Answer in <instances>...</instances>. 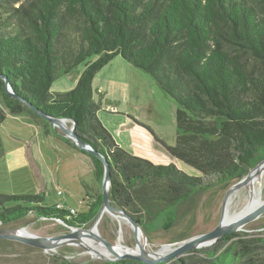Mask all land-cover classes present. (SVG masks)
<instances>
[{"label":"trees","instance_id":"trees-1","mask_svg":"<svg viewBox=\"0 0 264 264\" xmlns=\"http://www.w3.org/2000/svg\"><path fill=\"white\" fill-rule=\"evenodd\" d=\"M8 1L19 0H0V75L44 114L74 121L75 133L108 162L110 202L141 227L147 202L164 205L147 209L150 222L171 221L180 203L242 178L264 159V0H23L18 10ZM115 56L149 74L174 99L175 141L162 144L198 175L128 153L103 126L91 84ZM79 64L84 68L75 86L52 93V83ZM0 92V124L7 113L27 114L58 137L47 120L4 92L1 79ZM88 155L101 176L102 163ZM45 200V192L0 193V225L32 215L79 227L97 216L102 196L75 214ZM262 234L240 251L233 243L218 253L237 235L226 234L169 264H234L244 256L245 264H264Z\"/></svg>","mask_w":264,"mask_h":264},{"label":"rangeland","instance_id":"rangeland-1","mask_svg":"<svg viewBox=\"0 0 264 264\" xmlns=\"http://www.w3.org/2000/svg\"><path fill=\"white\" fill-rule=\"evenodd\" d=\"M22 2L23 0L8 1L7 3L10 8L18 10ZM92 60L94 58L89 59V61ZM115 60L118 62L121 60L124 65L126 64V67L128 66L126 69L125 66L117 64L119 72L126 70L127 86L124 85V82L116 81V79L121 80L119 78L121 76L116 77L113 74L110 77L115 80L110 81L105 77H96L91 85L93 87L92 99L100 104L97 117L100 118L103 126L110 132L115 142L128 153L146 158L154 164L172 163L188 175H198L199 173L195 169L172 157L162 144L172 145L175 141L177 104L174 99L166 94L146 72L130 65L120 56ZM82 67L84 64H79L69 73L58 77L52 83L50 91L52 93L68 91L72 87L76 73ZM0 104L3 106L1 92ZM8 115L10 118L13 117L12 114L8 113ZM131 117L138 119L139 124L137 125ZM9 120L8 122H10ZM8 122H5L0 129V142L5 150L10 149L8 147L10 142L5 136L11 131L5 127L9 124ZM69 124L67 122L68 126ZM39 133L38 139H35V134L33 135L32 151L36 155L45 188L42 180L40 181L37 176L32 174L31 166H23L7 173L8 170L2 165L3 161H0V193L45 192V204L52 206L59 203L63 209L72 208L75 212L87 211L98 197L102 196V175H97L94 161L87 152L83 153L78 148L71 147L67 142H64L60 138L63 136L59 133L56 132L58 137L47 135L42 129H39ZM59 141L71 148L74 153L67 151ZM14 165L12 162L11 166ZM238 180L234 179L226 184L215 185L195 193L174 209L171 221L158 219L150 222L149 216L146 214L147 209L149 212L156 211L164 205L160 202H147L146 208L141 210L144 216L142 220L145 223L142 227L140 226L147 239L145 249L147 247V251L153 252L164 244L174 245L192 236L212 230L219 223L221 202L226 190ZM39 183L40 185H38ZM261 184L262 198L264 199V177ZM57 191L61 193L57 194ZM246 199L245 196L244 203ZM236 203L237 200L232 201L231 209L235 207ZM94 219L79 228H89ZM0 228L15 230L25 228L31 234L46 237L61 236L69 231L62 221L44 217L36 218L32 215L6 225H0ZM119 228L117 220L108 214H104L97 224L99 235L112 243L116 241ZM263 231L264 212L255 220L245 224L241 230L232 232L237 235L223 245L218 253L229 245L232 246L233 243H235L234 247L237 251H240L244 244L253 245L263 236ZM122 235L123 245L130 249L136 247L135 237L127 223L122 226ZM87 252L79 244L74 245L73 243L61 245L54 251H44L19 241L0 238V264H56L60 261H68L73 264H115L118 262H109L92 256L93 252H88L89 254ZM189 254L191 251L183 257ZM258 255V252L251 253L249 257L256 258ZM247 258L245 256L238 258L234 264H245ZM173 261L177 260L171 259L166 264Z\"/></svg>","mask_w":264,"mask_h":264},{"label":"water","instance_id":"water-1","mask_svg":"<svg viewBox=\"0 0 264 264\" xmlns=\"http://www.w3.org/2000/svg\"><path fill=\"white\" fill-rule=\"evenodd\" d=\"M0 79L3 82L4 92L8 96L18 100L19 102L24 104L26 107H28L33 113L47 120L52 126V128L58 129L56 131L57 133H59L61 136L69 140L72 144L76 146V148H78L81 151H85L87 153L93 154L96 158H98V160H100V162L102 163V167H103L102 182H101V194H102L101 207H100V210L97 216L94 219V222L89 228L80 229L79 227L68 226L64 223L69 229V231L61 236H56V237L55 236H49V237L37 236L34 234L23 235V234H19L17 230L15 229L0 228V238L19 241L21 243L40 248L44 251H54L57 247L61 245L77 243L81 247L86 249L88 252L92 253L94 252V249L91 246L87 245V243L82 242L80 240L79 233L92 234L90 231L91 227L96 226L98 224L103 213H111V214H114V215H117V216H120L126 219V221L131 226L133 235L136 236L137 233L141 230L140 225L123 208L115 206L109 200L110 170H109L108 162L99 152L94 150L91 147V145L83 141L75 133L74 121L67 119V118L52 117V116L44 114L43 112L38 110L36 107L32 106L27 101L17 96L13 92L5 76L0 75ZM67 122L70 123L69 126L67 125ZM263 161L264 159L258 162L253 168H251L248 171V173L244 177L240 178L237 182L233 183L226 190L223 196L222 202H221V216H220L219 223L212 230L202 233V234L192 236L175 245L165 244V245L173 246V247L160 256L158 255L150 256L143 248L140 249V252L138 254L120 253L114 249V246H113L114 244L112 242L106 241L99 234H94L93 237L97 240V242H99L105 248H107L109 251L115 254V258L113 259L107 258L105 260L112 262V261H120L124 259H129V260H133L135 262L141 263V264H166L171 259L180 260V258H182L183 255L189 253L190 251L194 249H199V248L210 246L228 233L241 230L245 224L255 220L261 213L264 212V200L251 211L247 212L241 217H238L232 221H229L228 223L222 222L225 205H226L227 199L229 198V195L234 190L238 189L243 184H245L249 178V174L257 167L259 163ZM78 229H80L79 231L81 232H78ZM143 240L144 242L147 241L144 233H143ZM91 255L94 256L93 253ZM99 258L103 259L101 256H99Z\"/></svg>","mask_w":264,"mask_h":264},{"label":"bare ground","instance_id":"bare-ground-1","mask_svg":"<svg viewBox=\"0 0 264 264\" xmlns=\"http://www.w3.org/2000/svg\"><path fill=\"white\" fill-rule=\"evenodd\" d=\"M264 177V161L259 163L257 167L249 174V178L246 181L245 184H243L238 189L234 190L227 199L225 209L223 212L222 222L228 223L229 221H232L238 217L243 216L247 212L251 211L255 207H257L264 199L262 198V178ZM246 196V201L244 203V197ZM233 200H237V203L233 209H231V203ZM234 204V202H233ZM108 214L111 217L115 218L117 222L120 225V228L118 229L116 241L113 243L114 249L117 250L120 253H133L138 254L140 252V249L143 248L150 256H160L166 251L170 250L173 246L163 245L159 249L149 252L147 251V247L145 249V246L147 245V241L144 242L143 240V233L142 230H140L135 237L136 240V247L135 248H127V246L123 245V235H122V226L127 223L126 219L111 214V213H103ZM102 215V216H103ZM102 218V217H101ZM130 226V225H129ZM131 228V226H130ZM82 229V228H80ZM80 229H78V232ZM77 230V229H75ZM132 230V229H131ZM91 233L92 234H84L79 233V238L82 242L87 243V245L91 246L94 249L93 255L94 256H101L103 259H113L115 258V254L111 251H109L107 248H105L102 244L97 242V240L93 237L94 234H99L97 232V225L91 227ZM17 232L19 234L23 235H30L31 233L26 230L25 228L18 229ZM74 245H77V243H73ZM175 245V244H174ZM88 253V252H87ZM89 254V253H88Z\"/></svg>","mask_w":264,"mask_h":264},{"label":"crops","instance_id":"crops-1","mask_svg":"<svg viewBox=\"0 0 264 264\" xmlns=\"http://www.w3.org/2000/svg\"><path fill=\"white\" fill-rule=\"evenodd\" d=\"M115 58H118V56H115L113 59H111L105 66H103L94 75L92 84L95 81L96 77H105V78H108V80L110 81L115 80L114 78L110 77V75L113 74L116 77L121 76L119 77L121 80L116 79V81L124 82V85L127 86V83H126L127 79L125 78L126 70L121 71V72L117 70V64L123 65V67L126 64L124 65L121 60L120 62H118V60H115ZM127 67L125 66L126 69ZM83 68L84 67H82V69L76 73V76L73 79L74 81L72 83V87L70 89H72L75 86L77 79L80 73L82 72ZM115 69L116 71H114ZM53 92H56V91H53ZM92 95H93V87H92ZM127 115L130 116V114H127ZM8 116L9 115L7 113L4 121L0 124V129H1L2 125L5 122H8V120L10 119L9 120L10 122H8L9 124L5 125L6 128L8 127L11 130L8 135H5L6 138L10 142L8 146L10 149L5 150V148L3 147L4 148L3 155L0 157V161H3L2 162L3 167H5L6 170H8L7 173H10L23 166H31L32 174L37 176V178L40 179V181L42 180L43 186L45 188L44 178L41 176L40 169L37 165L36 155L34 151H32V143L34 141L33 135L35 134V139H38L40 135L39 129H42V127L39 124H37L34 120H32L27 114H19L15 116L12 115L13 116L12 118ZM131 118L137 125L139 124L140 121L138 119H136L135 117H131ZM60 144L63 145V147H65L67 151L72 152L71 151L72 149L67 147L65 144H63V142H60ZM12 162L15 164L14 166H11ZM40 183L38 185H40Z\"/></svg>","mask_w":264,"mask_h":264},{"label":"built area","instance_id":"built-area-1","mask_svg":"<svg viewBox=\"0 0 264 264\" xmlns=\"http://www.w3.org/2000/svg\"><path fill=\"white\" fill-rule=\"evenodd\" d=\"M60 193H61L60 191H57V194H60ZM55 207L56 208H61L62 206L59 203H57V204H55ZM68 210H69L70 214H75V210L74 209L69 208Z\"/></svg>","mask_w":264,"mask_h":264}]
</instances>
